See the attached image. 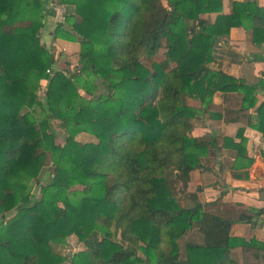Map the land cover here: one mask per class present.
I'll use <instances>...</instances> for the list:
<instances>
[{
	"label": "trees",
	"instance_id": "16d2710c",
	"mask_svg": "<svg viewBox=\"0 0 264 264\" xmlns=\"http://www.w3.org/2000/svg\"><path fill=\"white\" fill-rule=\"evenodd\" d=\"M58 2L74 8L52 33L79 44L71 75L55 70L40 42V0H0V264H238L235 248L242 264H264V243L231 237L232 223L197 201L182 207L176 187L187 188L201 159L220 150L218 138L191 135L192 121L234 122L214 104L216 94L240 95L264 138L257 85L214 68L213 57L234 29L264 45V7L234 1L226 13L224 0ZM161 50L162 61L143 65ZM81 133L97 143L78 142ZM222 141L235 152L233 169L251 167L241 130ZM262 212L242 210L238 222L254 225ZM71 236L85 250L67 257L59 250Z\"/></svg>",
	"mask_w": 264,
	"mask_h": 264
},
{
	"label": "crops",
	"instance_id": "0c3cea01",
	"mask_svg": "<svg viewBox=\"0 0 264 264\" xmlns=\"http://www.w3.org/2000/svg\"><path fill=\"white\" fill-rule=\"evenodd\" d=\"M245 0H224L225 12H229L231 2ZM258 6L264 7V0H256ZM43 10V27L39 38L41 44L56 58L54 67L68 70L76 65L79 44L64 40H54L52 33L58 23L65 21V15L73 13V6L59 4L58 0H40ZM216 14L202 16L207 21H213ZM221 48L238 56L239 59H227L222 53L221 58H215L214 68H219L226 75L243 79L250 85H257V105L264 102V45L255 46L251 42L249 32L234 29L230 35L223 38L215 48ZM64 59L66 60H62ZM69 64V65H68ZM245 65V70L243 71ZM254 79V80H252ZM240 95L230 93L227 100L221 94L213 98L214 104L220 106L228 119L212 120L200 116L192 121L191 135L212 136L218 138L220 150H210L207 157L200 161V167L191 173L190 182L180 198L182 206L192 207L194 201L203 206V210L232 223L230 236L249 241L255 238L264 243V138L253 128L255 124L254 109H242ZM239 99V100H238ZM246 138V155L253 159L249 169H233L235 152L222 147V138H235L238 131ZM195 132V133H194ZM240 174V175H238ZM242 210H259L262 214L253 219L254 225L239 223ZM188 237V236H187ZM189 238V237H188ZM231 258L242 264L241 249L230 251Z\"/></svg>",
	"mask_w": 264,
	"mask_h": 264
},
{
	"label": "rangeland",
	"instance_id": "374dc122",
	"mask_svg": "<svg viewBox=\"0 0 264 264\" xmlns=\"http://www.w3.org/2000/svg\"><path fill=\"white\" fill-rule=\"evenodd\" d=\"M57 26V25H56ZM223 39V38H222ZM221 42V41H220ZM219 42V43H220ZM218 43V44H219ZM218 47V46H217ZM224 51H226V48L224 49V48H221V52L220 51H218L217 49L216 50H214L213 51V55H214V57L215 58H221V54L222 53H224L227 57V59H233V60H238L239 59V57L238 56H236V55H234L233 53H229V52H224ZM163 52H164V50H161L159 53H158V55L155 57V58H153V59H148V58H146V57H143L142 58V63H143V65L145 66V67H151V65H152V63L154 62V61H156V62H158V61H162L163 59H164V57H163ZM55 61H56V58L54 59ZM62 60H66V59H64V57H63V59ZM69 65V64H68ZM70 67L71 68H69L68 70H66L67 71V73H69L70 75L71 74H73L74 72H76L77 71V67H76V65H71L70 64ZM245 65H244V68H243V71L245 70ZM65 69H67V68H65L64 67V69H62V70H60V69H58L57 67H55V70H58V71H64ZM252 80H254V79H252ZM45 89V85H43V87H41L40 88V90H39V92H38V98L40 99V100H42L43 99V97H44V95H43V90ZM100 91L101 92H104V90L100 87ZM193 131H191V133H192ZM195 133V132H194ZM193 134V133H192ZM56 137H57V139H56V141L58 142V143H63V141H64V139H63V137H62V135L60 134V132L58 133V132H56ZM76 140L78 141V142H80V143H82V144H84V143H97V139L94 137V136H91V135H89V134H86V133H81L80 135H78L77 136V138H76ZM48 172L47 171H45V172H43L42 173V177H41V181H44L45 179H47V176H48ZM176 187H177V189H178V192H177V198H178V202H179V204L182 206V198H180L181 196H182V194L184 193V192H182L181 194L179 193V189H182V184L181 183H179L178 185H176ZM31 189H32V193H33V200H37V199H39V189H38V187L33 183L32 184V186H31ZM186 189L187 188H185L184 189V191H186ZM182 191H183V189H182ZM182 207H185V206H182ZM192 237H195V238H198V236L197 235H195V233L191 236V238ZM190 238V237H189ZM187 236L184 238V239H182L181 241H180V245H181V247L183 246V241H186L187 239H189ZM85 250V248H84V246H83V244H81V243H78L77 242V238L75 237V236H71V237H69L68 239H67V242H66V245H65V247L63 248V249H60L59 250V252L60 253H62L63 255H66L67 257H71L73 254H75V253H77V252H80V251H84Z\"/></svg>",
	"mask_w": 264,
	"mask_h": 264
},
{
	"label": "water",
	"instance_id": "95a60500",
	"mask_svg": "<svg viewBox=\"0 0 264 264\" xmlns=\"http://www.w3.org/2000/svg\"><path fill=\"white\" fill-rule=\"evenodd\" d=\"M179 193H180V194L182 193V189H179Z\"/></svg>",
	"mask_w": 264,
	"mask_h": 264
}]
</instances>
